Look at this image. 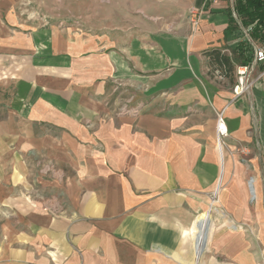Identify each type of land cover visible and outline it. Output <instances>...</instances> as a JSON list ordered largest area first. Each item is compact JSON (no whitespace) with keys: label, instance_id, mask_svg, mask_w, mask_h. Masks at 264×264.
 Masks as SVG:
<instances>
[{"label":"crops","instance_id":"1","mask_svg":"<svg viewBox=\"0 0 264 264\" xmlns=\"http://www.w3.org/2000/svg\"><path fill=\"white\" fill-rule=\"evenodd\" d=\"M57 1L0 0V264H264V78L234 97V2L87 0L84 24Z\"/></svg>","mask_w":264,"mask_h":264},{"label":"built area","instance_id":"2","mask_svg":"<svg viewBox=\"0 0 264 264\" xmlns=\"http://www.w3.org/2000/svg\"><path fill=\"white\" fill-rule=\"evenodd\" d=\"M234 2V0H232ZM192 13H195L192 11ZM233 16L238 22V27L245 36V40L248 44L253 47V60L247 64L239 65L236 67V83L233 86L234 97H239L247 92L252 85L261 78H264V44H255L251 36V27H245L241 24L240 19L238 18L235 10H233ZM192 21L196 23L197 19L193 17ZM256 73L253 74L256 67H260ZM227 127L224 121L223 114L220 112L216 117L215 124V136L216 143L219 149L222 146L223 139L227 136Z\"/></svg>","mask_w":264,"mask_h":264},{"label":"trees","instance_id":"3","mask_svg":"<svg viewBox=\"0 0 264 264\" xmlns=\"http://www.w3.org/2000/svg\"><path fill=\"white\" fill-rule=\"evenodd\" d=\"M234 10L241 24L251 27V36L264 43V0H234ZM248 50L249 46L240 47V54Z\"/></svg>","mask_w":264,"mask_h":264},{"label":"rangeland","instance_id":"4","mask_svg":"<svg viewBox=\"0 0 264 264\" xmlns=\"http://www.w3.org/2000/svg\"><path fill=\"white\" fill-rule=\"evenodd\" d=\"M46 6L48 8V11L52 14H56V11H59L61 8V2L57 0H46ZM64 5V11H72V9L79 13L83 18L80 20V22L86 24L87 19V0H79V3L74 2L73 0H63ZM43 9V8H42ZM66 22H72L70 19L66 20Z\"/></svg>","mask_w":264,"mask_h":264},{"label":"bare ground","instance_id":"5","mask_svg":"<svg viewBox=\"0 0 264 264\" xmlns=\"http://www.w3.org/2000/svg\"><path fill=\"white\" fill-rule=\"evenodd\" d=\"M250 182H251V180H250ZM209 222H210L209 221V214H207V212H205L204 214H202L197 219V223L194 227V235L196 237L195 238V244H194L196 259L199 258L201 251L204 248L206 236L208 235V232H209Z\"/></svg>","mask_w":264,"mask_h":264}]
</instances>
